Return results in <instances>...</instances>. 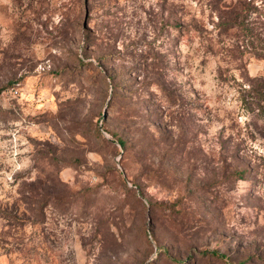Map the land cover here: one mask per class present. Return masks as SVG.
Returning <instances> with one entry per match:
<instances>
[{
	"label": "rangeland",
	"instance_id": "374dc122",
	"mask_svg": "<svg viewBox=\"0 0 264 264\" xmlns=\"http://www.w3.org/2000/svg\"><path fill=\"white\" fill-rule=\"evenodd\" d=\"M262 83L264 0H0V264H264Z\"/></svg>",
	"mask_w": 264,
	"mask_h": 264
},
{
	"label": "trees",
	"instance_id": "16d2710c",
	"mask_svg": "<svg viewBox=\"0 0 264 264\" xmlns=\"http://www.w3.org/2000/svg\"><path fill=\"white\" fill-rule=\"evenodd\" d=\"M259 88L262 89L261 96L264 97V83H262V85H261ZM118 144L122 146V143L118 142ZM211 254H212V253H211Z\"/></svg>",
	"mask_w": 264,
	"mask_h": 264
}]
</instances>
